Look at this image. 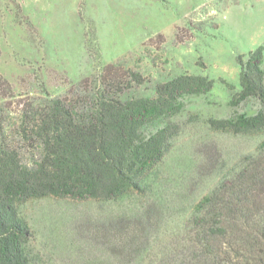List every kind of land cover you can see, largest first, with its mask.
<instances>
[{
  "label": "rangeland",
  "instance_id": "rangeland-1",
  "mask_svg": "<svg viewBox=\"0 0 264 264\" xmlns=\"http://www.w3.org/2000/svg\"><path fill=\"white\" fill-rule=\"evenodd\" d=\"M259 46L264 69V0H0V123L8 135L24 104L90 94L101 72L121 82L124 99L154 97L157 84L179 75L212 80L210 90L184 94L177 112L147 126L169 122L177 130L144 193L112 202L44 196L20 204L33 264H136L166 241L264 137L210 125L264 110L253 97L230 102L240 90L237 56ZM9 137L24 161L35 158L36 149ZM132 230L136 241L150 244L130 252Z\"/></svg>",
  "mask_w": 264,
  "mask_h": 264
},
{
  "label": "trees",
  "instance_id": "trees-1",
  "mask_svg": "<svg viewBox=\"0 0 264 264\" xmlns=\"http://www.w3.org/2000/svg\"><path fill=\"white\" fill-rule=\"evenodd\" d=\"M262 50L259 46L246 58L237 56L240 90L232 104L253 97L264 105ZM128 72L132 81L142 82L138 72ZM108 79L101 72L90 94L47 95L22 106L9 125L25 147L36 149L31 161L23 160L21 147L1 121L0 264L34 263L29 225L19 207L28 199L112 202L144 193L177 130L169 122L151 131L147 126L177 112L184 94L212 87L205 76L184 74L157 84L154 97L124 99L119 95L121 82ZM210 125L232 133L264 134V110L210 119ZM176 228L136 264H264V137L217 178ZM133 230L130 252L150 244L136 241Z\"/></svg>",
  "mask_w": 264,
  "mask_h": 264
},
{
  "label": "crops",
  "instance_id": "crops-1",
  "mask_svg": "<svg viewBox=\"0 0 264 264\" xmlns=\"http://www.w3.org/2000/svg\"><path fill=\"white\" fill-rule=\"evenodd\" d=\"M91 5H93V7H94V3H92Z\"/></svg>",
  "mask_w": 264,
  "mask_h": 264
}]
</instances>
